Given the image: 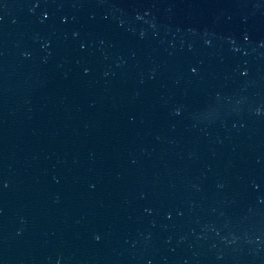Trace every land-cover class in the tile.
Segmentation results:
<instances>
[{
    "label": "water",
    "instance_id": "95a60500",
    "mask_svg": "<svg viewBox=\"0 0 264 264\" xmlns=\"http://www.w3.org/2000/svg\"><path fill=\"white\" fill-rule=\"evenodd\" d=\"M0 264H264V0H0Z\"/></svg>",
    "mask_w": 264,
    "mask_h": 264
},
{
    "label": "snow or ice",
    "instance_id": "6c2138e0",
    "mask_svg": "<svg viewBox=\"0 0 264 264\" xmlns=\"http://www.w3.org/2000/svg\"><path fill=\"white\" fill-rule=\"evenodd\" d=\"M244 39L247 40V39H248V36L246 35V36L244 37ZM192 71L195 72L196 69H195V68H192Z\"/></svg>",
    "mask_w": 264,
    "mask_h": 264
}]
</instances>
